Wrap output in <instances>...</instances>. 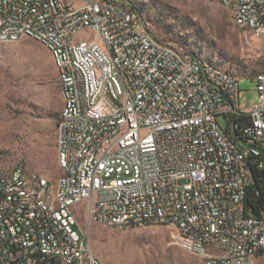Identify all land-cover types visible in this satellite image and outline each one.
I'll use <instances>...</instances> for the list:
<instances>
[{
	"label": "built area",
	"instance_id": "built-area-1",
	"mask_svg": "<svg viewBox=\"0 0 264 264\" xmlns=\"http://www.w3.org/2000/svg\"><path fill=\"white\" fill-rule=\"evenodd\" d=\"M227 4L246 30L242 3ZM252 12L264 39V0ZM14 30L56 52L67 106L59 192L75 230L86 207L89 223L110 228L174 227L200 258L263 253L264 215L249 214L248 199L264 179V77L253 79L256 103L242 108L241 80L158 41L124 0H0V33ZM106 68L121 76L123 109ZM20 210L0 216V264H100L47 206L27 218Z\"/></svg>",
	"mask_w": 264,
	"mask_h": 264
},
{
	"label": "rangeland",
	"instance_id": "rangeland-1",
	"mask_svg": "<svg viewBox=\"0 0 264 264\" xmlns=\"http://www.w3.org/2000/svg\"><path fill=\"white\" fill-rule=\"evenodd\" d=\"M131 1L158 41L234 74L241 107L256 103L253 79L264 70V39L237 29L227 8L206 0ZM58 75L52 54L33 37L0 43V179L22 167L56 185L62 174L56 115L64 107ZM78 219L100 264H206L212 255L200 258L171 226L110 228L89 223L86 207ZM253 264H264V256Z\"/></svg>",
	"mask_w": 264,
	"mask_h": 264
},
{
	"label": "bare ground",
	"instance_id": "bare-ground-1",
	"mask_svg": "<svg viewBox=\"0 0 264 264\" xmlns=\"http://www.w3.org/2000/svg\"><path fill=\"white\" fill-rule=\"evenodd\" d=\"M209 4H218L227 8L233 17V22L237 29H239V19L238 15H233L232 9L228 6L229 0H206ZM125 3L134 11L135 15L140 21L141 25H146L142 20L140 14L134 9L130 0H124ZM240 5V13L243 22H247L246 30L242 31H252L258 35L259 27V15L258 13L252 12L254 7V0H238ZM23 36L33 37L42 43L52 54L54 64H56V52L51 48L50 40H42L35 35H24L21 30L9 31L7 35L0 33V43L16 42L20 40ZM183 55L188 60L196 63L198 66L204 69H209L214 75H219L224 79L240 80L234 74L221 69L220 67L203 60L195 55L183 52ZM99 64H108V57L105 55H98ZM56 66V65H55ZM59 78L62 85L61 72H59V66H56ZM106 75H113V68H106ZM264 70L256 77L263 78ZM113 88H115L116 95V109H123V102L126 101V94L124 87H121V76L113 75ZM61 94L64 101V107L61 112L60 121H66L67 106H66V96L61 88ZM58 124V163L62 170V174H66V158L62 155L65 154V147L67 146V134L63 133V126ZM16 173L18 175V181L15 180ZM32 192L33 198L32 199ZM5 199V200H3ZM35 199H40L41 202ZM23 210H20V218H27V210L34 214H41L43 211V206H47V209L52 212L53 216L59 223L60 228H66L68 232H74V238L76 240H84V234L81 230H75L74 218L68 217V214L64 211L61 204V194L59 192V179L54 187H52L47 179L44 177L31 174L26 175L22 167L15 168L8 178L0 180V216L11 217L13 212V207L22 206ZM180 235L185 238V232H179ZM264 256V251L262 254H256L253 257H247L241 260L238 259H227V256L212 254L209 256L206 264H253V261L257 257ZM62 264H82L78 262L62 263Z\"/></svg>",
	"mask_w": 264,
	"mask_h": 264
},
{
	"label": "trees",
	"instance_id": "trees-1",
	"mask_svg": "<svg viewBox=\"0 0 264 264\" xmlns=\"http://www.w3.org/2000/svg\"><path fill=\"white\" fill-rule=\"evenodd\" d=\"M130 2L132 3L131 0H130ZM132 5H133L134 9L140 14L139 10L136 9L135 5L133 3H132ZM140 16H141V14H140ZM59 80H60V78H59ZM60 84H61V81H60ZM60 90H61V88H60ZM56 116L57 117L59 116V119H58V124H59L61 113H60V115H56ZM250 189L252 190V193H250V198L248 199V212H249V214H251L253 216L262 217L264 215V179L257 180L255 185L253 187H251ZM256 192H259V195H256Z\"/></svg>",
	"mask_w": 264,
	"mask_h": 264
}]
</instances>
